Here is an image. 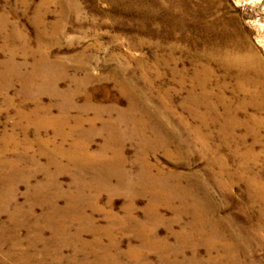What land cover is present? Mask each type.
<instances>
[{"label":"rangeland","instance_id":"374dc122","mask_svg":"<svg viewBox=\"0 0 264 264\" xmlns=\"http://www.w3.org/2000/svg\"><path fill=\"white\" fill-rule=\"evenodd\" d=\"M226 55L264 78V0H0V264H264Z\"/></svg>","mask_w":264,"mask_h":264},{"label":"bare ground","instance_id":"6f19581e","mask_svg":"<svg viewBox=\"0 0 264 264\" xmlns=\"http://www.w3.org/2000/svg\"><path fill=\"white\" fill-rule=\"evenodd\" d=\"M223 60L226 61L227 65L229 67L227 69V71L230 69L229 71L233 72V77L235 78V80L237 78L235 83H236V91L238 93L244 92V90H247L249 86H252V87L255 88L254 92L250 91L252 93L251 94V105L253 107V113L248 115V119H249V124H250L249 125L250 126V131L255 137V143H257L260 140V138H261V134H264V117L260 115V112L264 113V104L261 105L258 102V97L264 98V78L262 79L259 76V74H257L256 70L253 71L250 68V70H251L250 71L249 70L250 66L248 65V62L243 61V60L237 58L236 56H232V55L231 56H229V55L227 56L226 55V56H223ZM247 85H249V86L246 89ZM224 87H225V84L223 85V88ZM248 93H249V91H248ZM240 105H242V104L240 103ZM163 142H165V140H163ZM75 152H77V151H74V154L70 155L71 158H75V157H79V156L83 157L85 155V158H87V160H89V159L91 160L92 159L89 154L82 153V155H79V154L76 155ZM160 180H162V179H160ZM158 181L159 180L155 179V178H153V180H151V178L149 177L148 180H147V183L150 186H152V188L151 187L150 188L153 189L155 187L157 188V184H158L157 182ZM159 188H161V186H159ZM171 191H173V189L170 188L168 193L170 194ZM163 192H164L163 189L160 190L158 192V195L161 196ZM153 195L157 196L156 191L154 192Z\"/></svg>","mask_w":264,"mask_h":264}]
</instances>
